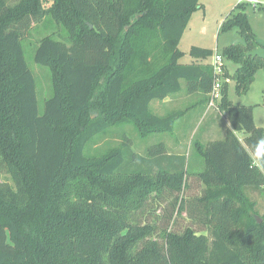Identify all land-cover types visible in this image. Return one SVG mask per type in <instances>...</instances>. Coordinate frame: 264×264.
<instances>
[{
  "label": "trees",
  "instance_id": "trees-1",
  "mask_svg": "<svg viewBox=\"0 0 264 264\" xmlns=\"http://www.w3.org/2000/svg\"><path fill=\"white\" fill-rule=\"evenodd\" d=\"M200 8V0H0V264H264V222L244 194L264 188V172L249 166L264 128L253 107L228 99L229 82L244 95L264 68L248 56L263 46L246 13L233 12L221 27H239L246 45L224 50L238 67L234 75L226 69L217 106L232 129L196 144L204 170L189 175L186 154L169 153L165 143L140 155L126 135L103 155L87 152L116 126L143 137L171 134L189 110L159 116L152 102L185 92L198 95L200 107L209 104L215 79L204 62L213 51L194 46L190 55L200 62L178 64ZM45 18L67 34L55 32L64 42L45 36L34 50L52 76L53 96L40 114L24 45L26 34L44 33L30 26ZM193 183L202 195L181 196ZM166 194L175 218L186 214L198 230L159 231L142 219L149 202L161 204Z\"/></svg>",
  "mask_w": 264,
  "mask_h": 264
},
{
  "label": "rangeland",
  "instance_id": "rangeland-1",
  "mask_svg": "<svg viewBox=\"0 0 264 264\" xmlns=\"http://www.w3.org/2000/svg\"><path fill=\"white\" fill-rule=\"evenodd\" d=\"M19 2V0H8L9 5H13ZM49 2V0H47ZM240 4H244V10L239 7ZM49 5L48 3L46 4ZM201 8L192 14L191 20L186 28L183 38L179 44V50L183 53V56L179 59V65H192L193 63L200 62V59H195L190 55L192 47H201L213 51V55L216 53L223 57L224 65L227 69V74L234 75L237 65L224 56V50L232 46H245L246 39L242 34L239 27H233L226 31H221V27L225 20L234 14L244 12L247 15L248 23L252 30L254 40L264 47V5L254 8L247 2H240L239 0H200ZM50 24V25H49ZM47 25L48 28L44 27ZM33 29L45 30L44 33L35 34L32 36L25 35L26 42L25 58L28 67L34 73L37 85V100L40 114L44 113L45 103L53 96L52 76L48 67H42L34 61V50L39 45V41L45 36H52L55 38V32L61 33L65 36L67 33L65 29L60 26L51 24L47 21V18L40 24L31 23ZM40 27V28H39ZM60 41H65L63 37L57 38ZM211 60V59H210ZM210 60H206L204 63H209ZM209 61V62H208ZM235 82L228 83V99L236 106H247L254 108V120L258 127L264 128V68L259 69L255 76V81L251 85L249 91L244 95H239L236 92ZM187 95L183 92L180 96L171 98V103L165 108L160 107L155 101L151 106V110L157 115H167L169 113L183 111L187 109L190 104L188 103ZM162 111H164L162 113ZM207 115L212 113L211 119H219L218 122L212 124L206 120L201 121L203 109L198 108L193 115L197 116V120H180L176 123L173 133L164 134H152L150 136H141L136 129L127 125L126 127L116 126L105 133L99 135L96 140L89 146L87 152L89 155H103L113 148L121 147V143L126 137L133 143V151L146 156L148 147L155 146L160 143H165L168 152L170 153H182L186 154V169L188 174L201 172L205 168V160L196 151V144L202 143L208 144L211 141L223 140L220 135L223 134L225 121L228 120L227 116L217 109L210 108L206 104ZM214 131L218 129L217 135L207 132L208 130ZM243 133H239V138L243 142ZM126 140V139H125ZM127 141V140H126ZM3 181L13 184L9 176L3 174ZM203 192V187L193 183L191 187L185 188L181 194L186 199H192L200 197ZM244 194L247 199L254 204V216L258 218L259 223L264 222V189L262 188H244ZM161 204L157 203V199H153L149 202L145 214L142 219L147 223L157 225L158 230H176L183 232L187 227H192L194 230H198L199 226L193 225L187 218L186 214L175 218V212H173V198L169 194L165 195ZM173 217V220H172ZM205 236H207L205 234Z\"/></svg>",
  "mask_w": 264,
  "mask_h": 264
},
{
  "label": "built area",
  "instance_id": "built-area-1",
  "mask_svg": "<svg viewBox=\"0 0 264 264\" xmlns=\"http://www.w3.org/2000/svg\"><path fill=\"white\" fill-rule=\"evenodd\" d=\"M240 2H247L250 5H252L254 8H258L262 5H264V0H239ZM210 65L213 69V75H214V85L212 92L210 94L211 100L208 104L209 109H218L217 103L221 100V90L223 87V84L226 80V66L224 65V59L222 56L218 55L217 53L211 57ZM229 82V80H226ZM264 189V188H263Z\"/></svg>",
  "mask_w": 264,
  "mask_h": 264
},
{
  "label": "crops",
  "instance_id": "crops-1",
  "mask_svg": "<svg viewBox=\"0 0 264 264\" xmlns=\"http://www.w3.org/2000/svg\"><path fill=\"white\" fill-rule=\"evenodd\" d=\"M183 93V92H182ZM182 93H180V94H178V95H176V96H180ZM176 96H174V97H176ZM185 96V95H184ZM174 97H170V98H167V99H165L164 101H157V103H159L158 105L160 106V107H163V108H165L166 106H168L170 103H171V98H174ZM186 97V96H185ZM186 98H188V103L187 104H190L188 107H187V109H189L188 110V112L185 114V116L184 117H182L180 120H191L192 119V121L194 120H197L198 119V115H199V113H198V115L197 116H195V115H193L194 114V112H196L197 111V109L198 108H201L199 105H197L199 102H200V98L198 97V95H194V96H188L187 95V97ZM155 102H152L151 103V106L154 104ZM187 109H185V110H187ZM202 109H203V114H202V116H201V121H204V120H206V121H208V122H212V120H214V122L212 123V124H215L216 122H218V120L219 119H216V117H214V119H211L210 117H211V115H212V113H210L209 115H207V111H206V105H203V107H202ZM167 110H169V109H166L165 108V110L164 111H167ZM185 110H183V111H185ZM164 111H162V113L164 112ZM220 111V110H219ZM155 113V112H154ZM156 114V113H155ZM169 114H171V113H169ZM168 115V114H167ZM161 116V115H160ZM163 116H166V114L165 115H163ZM179 120V121H180ZM178 123V122H177ZM225 129H224V131H223V134L222 135H220L221 137H223V138H225L226 137V134H227V132H228V130H230L229 128H228V124H229V121L228 120H226L225 121ZM232 129V128H231ZM217 131H218V129H215L214 131H211L210 129L207 131V132H212V133H214L215 134V136H218L217 135ZM236 135H237V137L239 138V133H236ZM240 139V138H239ZM243 139H244V137H243ZM168 151V150H167ZM170 153V152H169ZM174 154H182V153H174ZM245 188H251V187H245Z\"/></svg>",
  "mask_w": 264,
  "mask_h": 264
},
{
  "label": "clouds",
  "instance_id": "clouds-1",
  "mask_svg": "<svg viewBox=\"0 0 264 264\" xmlns=\"http://www.w3.org/2000/svg\"><path fill=\"white\" fill-rule=\"evenodd\" d=\"M229 122L228 128L231 129ZM252 151L249 154V166L264 172V136L258 138L254 145L251 146Z\"/></svg>",
  "mask_w": 264,
  "mask_h": 264
},
{
  "label": "water",
  "instance_id": "water-1",
  "mask_svg": "<svg viewBox=\"0 0 264 264\" xmlns=\"http://www.w3.org/2000/svg\"><path fill=\"white\" fill-rule=\"evenodd\" d=\"M90 27L92 28V26ZM248 56L253 57V58L259 57L260 59L264 60V48L263 47L256 48L252 50L251 52H249Z\"/></svg>",
  "mask_w": 264,
  "mask_h": 264
}]
</instances>
